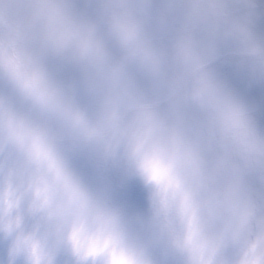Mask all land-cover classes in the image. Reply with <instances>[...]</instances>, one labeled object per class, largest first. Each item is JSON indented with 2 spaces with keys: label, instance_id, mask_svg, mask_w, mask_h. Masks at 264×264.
<instances>
[{
  "label": "clouds",
  "instance_id": "9594fccd",
  "mask_svg": "<svg viewBox=\"0 0 264 264\" xmlns=\"http://www.w3.org/2000/svg\"><path fill=\"white\" fill-rule=\"evenodd\" d=\"M0 264H264V0H0Z\"/></svg>",
  "mask_w": 264,
  "mask_h": 264
}]
</instances>
